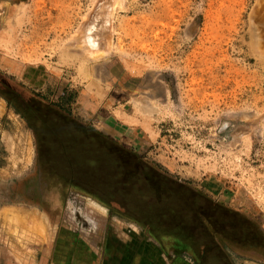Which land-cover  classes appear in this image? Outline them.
<instances>
[{
	"label": "rangeland",
	"instance_id": "rangeland-1",
	"mask_svg": "<svg viewBox=\"0 0 264 264\" xmlns=\"http://www.w3.org/2000/svg\"><path fill=\"white\" fill-rule=\"evenodd\" d=\"M7 37L0 213L68 217L82 189L198 252V214L264 238V0H0Z\"/></svg>",
	"mask_w": 264,
	"mask_h": 264
},
{
	"label": "crops",
	"instance_id": "crops-1",
	"mask_svg": "<svg viewBox=\"0 0 264 264\" xmlns=\"http://www.w3.org/2000/svg\"><path fill=\"white\" fill-rule=\"evenodd\" d=\"M76 190L86 198L81 205L66 202L68 217L23 207L0 213L5 227L3 236L0 230V264H201L205 255L217 257L219 264H233L224 246L263 251V235L241 217L198 214L195 223L202 232L197 238L207 240L204 251L198 252L189 236L173 231L147 235L143 222L131 220L87 190ZM8 213L17 218L16 227Z\"/></svg>",
	"mask_w": 264,
	"mask_h": 264
},
{
	"label": "bare ground",
	"instance_id": "bare-ground-1",
	"mask_svg": "<svg viewBox=\"0 0 264 264\" xmlns=\"http://www.w3.org/2000/svg\"><path fill=\"white\" fill-rule=\"evenodd\" d=\"M60 12H62V11H60ZM9 47H12V42L8 37L5 40L0 39V49H5L6 51H8ZM7 215H9V221L13 222L15 225L14 227H16L17 226V218L14 217V219H13L12 216H14V214H12V213H8Z\"/></svg>",
	"mask_w": 264,
	"mask_h": 264
},
{
	"label": "trees",
	"instance_id": "trees-1",
	"mask_svg": "<svg viewBox=\"0 0 264 264\" xmlns=\"http://www.w3.org/2000/svg\"><path fill=\"white\" fill-rule=\"evenodd\" d=\"M36 104H38V105H41V106H43V107H45V108H47V109H50V110H53L52 108H50V106H46V105H42L41 103H39L38 101H36ZM54 111V110H53ZM125 186H127V183H123L122 185H121V188H122V190L124 189V187ZM112 190H113V195H115L116 193H118L120 190H118L117 188H112ZM121 190V191H122Z\"/></svg>",
	"mask_w": 264,
	"mask_h": 264
}]
</instances>
